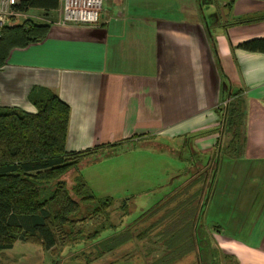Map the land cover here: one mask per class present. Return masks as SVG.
Masks as SVG:
<instances>
[{"label": "crops", "instance_id": "1", "mask_svg": "<svg viewBox=\"0 0 264 264\" xmlns=\"http://www.w3.org/2000/svg\"><path fill=\"white\" fill-rule=\"evenodd\" d=\"M32 10L47 20L31 19ZM58 15V8L29 9L19 18L49 26L43 40L13 48L0 67L2 108L35 112L29 96L46 88L70 108L68 152L132 140L148 153H169L172 143L195 135L193 149L207 155L218 137L210 131L219 123L217 106L241 90L245 142L238 158L260 176L253 179L264 178V52L238 47L264 37V0H105L95 26L61 25ZM245 17L253 19L239 21ZM252 182L257 200L235 207L238 221L226 219L219 243L235 264H264V180Z\"/></svg>", "mask_w": 264, "mask_h": 264}, {"label": "trees", "instance_id": "2", "mask_svg": "<svg viewBox=\"0 0 264 264\" xmlns=\"http://www.w3.org/2000/svg\"><path fill=\"white\" fill-rule=\"evenodd\" d=\"M58 6L59 0H18L14 8L22 12L40 9L47 14ZM251 19L253 18L245 17L239 21L247 22ZM48 26L46 23L24 20L4 27L0 34V67L13 48H23L43 40ZM238 47L264 52V37L243 41ZM240 91L231 92L217 106L219 123L210 130L218 132L215 145L207 155L200 157L199 152H194L188 157L189 162L182 170L186 177L179 188L174 189L167 199L158 201L126 224L119 232L120 238L116 231L97 241L95 240L101 232L115 228L111 222L113 199L111 196L96 195L81 174L75 176L72 184L68 185V175L88 161L115 155L120 149L129 148L135 143L126 140L68 152L66 139L70 108L50 89L38 88L29 96L36 108L35 112L0 106V257L17 240L40 245L44 250L52 249L54 254L65 247L84 242L88 248L94 246V250H83L72 257L90 262L105 254L104 251L97 252L98 247H95L98 244L110 245L103 248L107 250L124 243L130 239L128 232L132 226L147 214L156 213L160 206L170 203V198H175L182 192L181 195L188 200L175 206L172 212L179 210V218H174V222L170 223L172 214L166 215L169 222L163 231L173 247L169 254H164L162 259L157 258L151 264H171L196 249L199 263L212 264L214 261L221 264L218 250L212 246V240L205 232L203 209L222 157L238 158L244 147V101L238 98L239 102H232ZM238 129L242 131L240 144L234 142ZM228 132L231 135L229 141ZM204 133L208 131L197 135ZM189 137L194 138L195 135ZM194 181L200 182L202 187L194 189L187 196ZM119 209L122 211L120 215L128 214L127 200H122ZM99 217L102 219L95 224V229L91 233H85L84 223L92 220L95 222ZM212 252L217 253V258L212 256ZM176 254L178 256L175 258L171 257Z\"/></svg>", "mask_w": 264, "mask_h": 264}, {"label": "rangeland", "instance_id": "3", "mask_svg": "<svg viewBox=\"0 0 264 264\" xmlns=\"http://www.w3.org/2000/svg\"><path fill=\"white\" fill-rule=\"evenodd\" d=\"M40 12L32 10L29 12V16L36 21H46L47 19H44ZM222 78L226 81L223 76ZM228 89L230 91L229 85ZM228 89L225 88V91H228ZM238 98L240 97H233L234 100L232 102H239ZM238 132L234 142L240 144L242 131L238 129ZM227 135L229 141L231 135L229 132ZM134 143L129 148L120 149L113 156L88 161V163L79 167L77 171L69 173L70 179L67 178L68 176L66 177L69 181L68 185H70L74 177L81 174L96 195L111 196L113 199L111 222L115 228L104 230L95 241L107 237L116 231L118 238H120L119 232L126 224L158 201L168 198L173 190L184 182L186 175L182 170L189 162L188 157L196 152L193 149L194 146L190 137H185L183 144L182 141L180 143H172L169 153L161 148H154L148 153L149 148H146L147 151H145V146L141 142ZM181 154L184 155L182 156L183 158L180 156ZM198 155L201 157L203 154L199 153ZM239 159L229 156L222 157L212 187L213 194L203 209L205 232L208 238L212 240V246L218 250L221 264L237 263L235 256L226 253L219 244L221 240L225 239L224 225L226 219L228 222L230 217L233 225L238 221L236 218L238 210L235 207L240 208L242 201L244 203L246 200H257V184L252 181L262 184L264 180V178L260 181L253 179L259 175L249 173L248 164L245 162L243 163L244 165L241 164ZM236 163L237 165L235 166ZM254 170V168L251 169V171ZM191 185L187 196H190L194 189L197 190L202 187L201 183L197 181H194ZM181 194L175 196V198H170V203L160 206L159 210L153 215L147 214L144 216L140 222L131 227L128 232L130 239L116 248L114 252L105 253L100 261L94 264H148L151 260L155 261L157 258L160 260L164 254H169L173 244L170 243L169 237L163 232L169 222L166 215L172 214L170 223L175 221L174 218H179V210H176V212L172 211L175 210V206L178 207L180 202L188 200L187 197ZM122 200H127L128 204L129 212L125 215H120L122 211L119 209V205ZM219 203L222 207V212H220ZM224 208H226L227 212L224 211ZM101 219L99 217L94 220L95 222L92 220L84 223V232L91 233L95 229V224H98ZM233 239L242 238L233 237ZM107 246L110 245L100 243L97 251L99 252ZM40 248L36 244L18 241L12 250L2 253L1 264H86L83 258H74L72 255H76L83 250H86L85 252L94 250V246L88 248L84 242L65 247L56 254L47 253L46 250ZM176 256L178 254L171 257L175 258ZM196 256L197 249L196 251L193 250L188 256L183 257L181 261L179 260L180 262L174 264H205V262L199 263ZM212 256L217 258V253ZM211 263L216 264L214 261Z\"/></svg>", "mask_w": 264, "mask_h": 264}, {"label": "built area", "instance_id": "4", "mask_svg": "<svg viewBox=\"0 0 264 264\" xmlns=\"http://www.w3.org/2000/svg\"><path fill=\"white\" fill-rule=\"evenodd\" d=\"M105 0H59V15L56 22L61 25L95 26L101 18ZM18 0H0V34L4 27L17 24L24 12L14 8Z\"/></svg>", "mask_w": 264, "mask_h": 264}, {"label": "water", "instance_id": "5", "mask_svg": "<svg viewBox=\"0 0 264 264\" xmlns=\"http://www.w3.org/2000/svg\"><path fill=\"white\" fill-rule=\"evenodd\" d=\"M223 86H224V90L225 88L228 89V84H226L225 82H223ZM230 94V93H229ZM229 96V95H228ZM228 98V97H227Z\"/></svg>", "mask_w": 264, "mask_h": 264}, {"label": "flooded vegetation", "instance_id": "6", "mask_svg": "<svg viewBox=\"0 0 264 264\" xmlns=\"http://www.w3.org/2000/svg\"><path fill=\"white\" fill-rule=\"evenodd\" d=\"M183 155L181 154V157H182ZM187 166V165H186Z\"/></svg>", "mask_w": 264, "mask_h": 264}]
</instances>
